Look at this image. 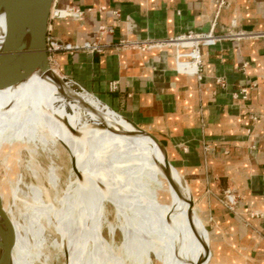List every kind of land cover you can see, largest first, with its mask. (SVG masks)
<instances>
[{
  "label": "crops",
  "instance_id": "1",
  "mask_svg": "<svg viewBox=\"0 0 264 264\" xmlns=\"http://www.w3.org/2000/svg\"><path fill=\"white\" fill-rule=\"evenodd\" d=\"M54 5L84 16L54 20L51 34L103 49L57 54L53 65L165 143L194 193L210 264H264V0ZM191 32L226 36L201 48L199 75L178 70L176 47L157 44ZM227 193L236 197L233 208L224 201Z\"/></svg>",
  "mask_w": 264,
  "mask_h": 264
},
{
  "label": "bare ground",
  "instance_id": "2",
  "mask_svg": "<svg viewBox=\"0 0 264 264\" xmlns=\"http://www.w3.org/2000/svg\"><path fill=\"white\" fill-rule=\"evenodd\" d=\"M8 32L3 9L0 163L8 186L0 200L15 231L13 264H52L53 251L64 264H210L188 187L153 139L54 70L3 87ZM198 61L179 69L194 74ZM6 233L0 216V254Z\"/></svg>",
  "mask_w": 264,
  "mask_h": 264
},
{
  "label": "water",
  "instance_id": "3",
  "mask_svg": "<svg viewBox=\"0 0 264 264\" xmlns=\"http://www.w3.org/2000/svg\"><path fill=\"white\" fill-rule=\"evenodd\" d=\"M54 2L55 0H0V12L5 9L9 13V32L8 41L6 42L7 69L3 87L24 81L36 72L53 73L47 52V35L50 12ZM124 120L153 139L169 158L168 149L160 138L143 129L132 120L125 117ZM188 189L190 192V207L194 208V193L189 185ZM0 216L7 227L4 248L0 254V264H13V250L16 242L15 231L4 211L1 200Z\"/></svg>",
  "mask_w": 264,
  "mask_h": 264
},
{
  "label": "built area",
  "instance_id": "4",
  "mask_svg": "<svg viewBox=\"0 0 264 264\" xmlns=\"http://www.w3.org/2000/svg\"><path fill=\"white\" fill-rule=\"evenodd\" d=\"M84 16V11L76 8L71 9H60L53 5L50 12V21L48 26V35H47V52L49 55V60L53 64V59L57 54H65V53H75L80 51H88V52H101L103 47L98 42H86L83 44H74L69 42L61 41L58 37L51 34V23L57 19H66L73 18L77 20H81ZM226 38L225 35H215L213 32L207 34H196V33H188L186 35H182L176 38H172L163 42L157 43L158 46H174L177 49H187L186 53H178L177 54V67L180 70L181 65L192 64L194 61H198L197 70L194 74L199 75V65L201 63V48L207 46H214L218 42L224 40ZM125 45H130V43H125ZM153 44L150 45H138L140 49H147L152 47ZM186 73V72H184ZM191 74V73H188ZM244 97L246 98L247 91H242ZM224 201L226 205L230 208H233L237 201L235 195L232 193H227L224 197Z\"/></svg>",
  "mask_w": 264,
  "mask_h": 264
},
{
  "label": "rangeland",
  "instance_id": "5",
  "mask_svg": "<svg viewBox=\"0 0 264 264\" xmlns=\"http://www.w3.org/2000/svg\"><path fill=\"white\" fill-rule=\"evenodd\" d=\"M50 67H51V69L52 70H54L55 72H56V74L59 76V77H64L61 73H59V71L55 68V66L50 62ZM143 142V141H142ZM143 145H144V149L146 150V152H150L149 151V149H148V147H147V145L143 142ZM150 156H151V154H149ZM22 157V156H21ZM151 157H153V156H151ZM23 158V157H22ZM23 160L25 161L24 163V165H26L27 164V162L29 161V157L27 156L25 159L23 158ZM64 160V159H63ZM63 160H61L60 159V163L62 164V172H61V176H62V178H66L67 176H68V173H67V169H66V167H65V161H63ZM13 177L17 174V171H18V169H17V167H15L14 169H13ZM6 175L4 174V164H2V163H0V187H4L5 189H6V187L8 186V183L7 182H5L6 180V177H5ZM27 181H29L28 180V178H27ZM7 191V190H6ZM15 201L13 200V198H11V203L10 204H13ZM203 224V223H202ZM204 225V224H203ZM118 237H117V241H118V243H120V241H122V235L120 234V232H118ZM53 250V249H52ZM59 254H56V252L55 251H53V254H52V259H53V263L52 264H64V259H63V257L61 256V255H59ZM45 258L44 257H41V260L40 261H38V262H36L35 264H41L42 262H43V260H44Z\"/></svg>",
  "mask_w": 264,
  "mask_h": 264
}]
</instances>
